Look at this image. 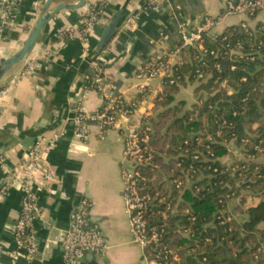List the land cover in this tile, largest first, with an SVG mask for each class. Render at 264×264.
<instances>
[{
    "label": "crops",
    "instance_id": "crops-1",
    "mask_svg": "<svg viewBox=\"0 0 264 264\" xmlns=\"http://www.w3.org/2000/svg\"><path fill=\"white\" fill-rule=\"evenodd\" d=\"M0 1L4 4L8 0ZM12 1L15 2L12 23L3 25L0 15V56L12 55L20 48L44 0ZM59 1L55 0L52 5ZM69 1L74 3L77 0ZM101 1L86 0L80 9L60 11L42 31L37 47V50L42 47V60H36V53L30 55L36 60L34 72L31 74L24 69L2 88L6 94L0 106V157L5 159L9 169L25 157L28 148L38 138L26 133L42 128L55 105L64 107L76 104L84 95L81 100L87 113L94 114L101 107L102 100L98 93L93 89L84 90L83 80L92 60V46L105 24L94 27L87 47L77 37L60 35L65 27L77 24L88 8ZM143 1L107 0L106 11L109 16L119 7L123 9L122 18L137 8L135 14H138V19L133 22L131 16L112 38L105 48L102 65L104 77L112 85L114 95L123 96L126 100L133 99L138 97V85H149L153 90L148 104L151 117L162 109L161 105L154 102L159 81H139L135 78V71L152 53L159 49H170L179 43L180 23L195 26L208 15L218 18L214 33H222L226 28L242 23L251 28L264 23V9L253 17L246 14L223 16L226 0H148L145 4ZM17 68L18 64L5 77ZM196 86L195 82L179 85L173 94L174 102L182 101L183 108H191L199 100L200 93L195 92ZM231 92L232 88H229L228 93ZM138 114L139 111L136 116ZM71 115L69 111L67 119L53 130L61 131L62 135L55 147L44 156L54 176L47 188L37 192L40 216L32 222L37 236L35 258L26 261L21 257H13L17 250L13 225L21 199L18 185L14 184L0 200V264H64L62 238L50 240L55 236L45 228V223L51 221V227L61 229L63 233L84 195L92 201L89 225L98 227L105 237L107 248L103 255L86 254L77 264H145L142 250L131 242L128 215L124 208L120 178L121 133L118 129L99 126L92 121L88 139L77 140L72 137L68 120ZM239 156L237 148L230 144L229 154L222 161L228 163ZM5 175L0 165V186Z\"/></svg>",
    "mask_w": 264,
    "mask_h": 264
},
{
    "label": "trees",
    "instance_id": "trees-1",
    "mask_svg": "<svg viewBox=\"0 0 264 264\" xmlns=\"http://www.w3.org/2000/svg\"><path fill=\"white\" fill-rule=\"evenodd\" d=\"M250 31L230 26L204 35L203 49L183 48L149 118L153 163L140 167L141 186L160 236L145 253L163 264H264V32ZM186 82L200 93L189 109L173 96ZM230 144L240 156L223 162Z\"/></svg>",
    "mask_w": 264,
    "mask_h": 264
},
{
    "label": "built area",
    "instance_id": "built-area-1",
    "mask_svg": "<svg viewBox=\"0 0 264 264\" xmlns=\"http://www.w3.org/2000/svg\"><path fill=\"white\" fill-rule=\"evenodd\" d=\"M43 1V0H41ZM154 2L156 0H149ZM107 0L88 8L78 19L77 24L65 27L60 35L66 38H78L87 47L90 33L97 25L106 24L109 14L106 11ZM264 9V0H226L223 8V16L233 14H246L255 16ZM0 15L3 25L12 23L15 17V2L3 5L0 1ZM133 22L138 19V14L132 16ZM218 23V18L204 16L195 26L186 22L179 24L180 41L170 49H159L152 53L145 63L135 71V78L139 81L157 79L159 87L155 90L154 102H159L164 96L166 83H174L175 67L182 64L181 50L187 47L203 49L204 35L215 37L221 33H214L213 28ZM135 25V24H133ZM243 29L250 28V35L257 30L264 32V25L251 28L246 23L239 25ZM226 36H223L225 39ZM264 47V41L259 40L257 51ZM105 48L90 62L88 72L84 76V90H95L102 100L101 107L89 114L81 100L75 104L70 119L72 137L86 141L90 134V123L95 121L99 126L118 129L122 136V166L120 178L123 184L124 208L128 215L131 242L142 250L145 264H163L158 258H149L145 250L159 240L160 231L149 225L145 213L149 205L155 199L150 193H143L141 184L146 177L140 167L150 166L153 163V150L151 147L152 126L150 97L153 90L149 85H138V97L126 100L123 96L112 93V85L104 77L102 67ZM205 52L207 50H204ZM236 50H230L234 53ZM215 54L214 50L209 51ZM36 60L28 58L25 71L33 73ZM219 67V65H216ZM231 68H234L233 66ZM220 87L228 92V87L223 81ZM163 88V89H162ZM6 94L0 90L1 99ZM139 114L136 116V112ZM62 135L61 131H52L42 135L28 148L25 157L9 169L5 159L0 157V165L5 178L0 186V200L9 192L14 184L18 185L21 193L20 208L13 225V239L17 250L13 257H21L26 261H32L37 252V236L32 227L34 219L40 216V206L37 202V192L47 188L53 179L54 172L46 164L44 156L53 149ZM182 184L175 183L176 187ZM92 206L91 199L84 195L80 198L69 222L68 227L62 233V251L64 264H77L86 254L103 255L106 252V240L97 226L89 225V212ZM167 252V251H166ZM165 258V257H164Z\"/></svg>",
    "mask_w": 264,
    "mask_h": 264
},
{
    "label": "water",
    "instance_id": "water-1",
    "mask_svg": "<svg viewBox=\"0 0 264 264\" xmlns=\"http://www.w3.org/2000/svg\"><path fill=\"white\" fill-rule=\"evenodd\" d=\"M55 0H44L43 4L38 11L30 30L24 39L20 48L14 52L12 55L0 56V90L4 87V85L11 80L18 73L22 72L27 64V60L31 54L36 53V60H42L41 57V49L37 50L39 45V40L41 38L42 31L46 24L52 20L60 11H75L77 9L82 8L86 0H77L76 2H70L69 0H61L55 5H52ZM148 0H144L143 4L147 3ZM12 0H8L4 2L3 5H7L11 3ZM137 8L133 9L128 15L122 18V8L115 9L106 24L101 28L97 41L94 43L91 49V57L92 59L100 53L106 46L110 43L112 38L119 32V30L124 26L126 21L135 14ZM18 64V68L11 75L6 76V74L12 69L13 66ZM75 107V103L71 105H64V107H60L55 105L50 112L48 120L46 124L37 130L28 131L27 135L40 137L46 132H51L60 126L68 117L69 111L72 113ZM69 122L70 119L68 118ZM51 221L45 223V228H47L55 237L50 238V240L58 241L62 236L61 229L52 228ZM91 255V254H89Z\"/></svg>",
    "mask_w": 264,
    "mask_h": 264
},
{
    "label": "rangeland",
    "instance_id": "rangeland-1",
    "mask_svg": "<svg viewBox=\"0 0 264 264\" xmlns=\"http://www.w3.org/2000/svg\"><path fill=\"white\" fill-rule=\"evenodd\" d=\"M233 215H234V217H236V219H238V221L241 220L240 217H239V215H238L237 213H235V214H233Z\"/></svg>",
    "mask_w": 264,
    "mask_h": 264
}]
</instances>
